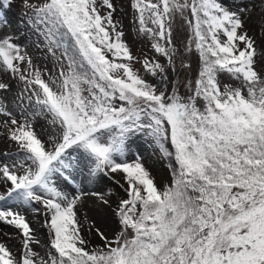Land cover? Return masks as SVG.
<instances>
[{"label": "snow or ice", "instance_id": "snow-or-ice-1", "mask_svg": "<svg viewBox=\"0 0 264 264\" xmlns=\"http://www.w3.org/2000/svg\"><path fill=\"white\" fill-rule=\"evenodd\" d=\"M14 3L0 0V140L15 146L0 151V264H264V0H128L139 54L120 0H19L15 28Z\"/></svg>", "mask_w": 264, "mask_h": 264}, {"label": "rangeland", "instance_id": "rangeland-1", "mask_svg": "<svg viewBox=\"0 0 264 264\" xmlns=\"http://www.w3.org/2000/svg\"><path fill=\"white\" fill-rule=\"evenodd\" d=\"M120 2L123 5V12L118 13V15H120L122 17V19H123V24H124V30H125V33H126V37H127L128 41H129V43L132 45L134 53L139 54L141 51L148 52L149 49H148L147 43L136 36V30H135V26L132 23V13H131V10H130V8L128 6V0H120ZM19 15H20L19 0H15V3L13 4V7H12L11 13H10L11 19L13 20L14 28H15L16 22H17V20L19 18ZM21 30L24 32L25 35H28L30 37V40H34L35 39V37L31 36L30 33H28L26 29L22 28ZM186 37H187L186 26H179V31L176 34L177 45L178 46H183V44H185L187 42L186 41ZM30 51H31V49H30ZM149 54H151V53H149ZM160 60H161L162 63L166 62L164 60V58H160ZM191 62L193 64V69H195V67H196L195 58H192ZM48 66L50 67V65H48ZM137 67H139V66L137 65ZM195 75H196L195 71H193V72H185V73H183L181 76H179L177 78L179 80H181V81H185L186 77L188 79H193L194 80ZM221 79L224 80L225 77L221 76ZM180 92H181V94H185L187 92V89L185 87L181 86L180 87ZM42 123L43 122H41V124ZM37 127L39 128L40 125H38ZM3 131H4L3 129H0V134H2ZM136 145L141 146L140 150L142 151V154L149 158V160H148L149 166L152 167L153 175L156 177L157 184L162 186L164 183L168 182L169 179H170L169 170L167 169V166H166L165 163H163L162 161L157 159L156 155H153L152 146L147 141V139L144 138L143 136H141L139 139L136 140ZM136 145L133 146L134 150L136 148ZM8 150H11V151L14 152L15 151V146L14 145H9V144L3 142L2 140H0V151H8ZM159 171H160V173H159ZM161 173H163V174H161ZM162 176H164V178H167V180H164V179L160 180V178ZM99 187L102 188L105 192H107L108 189H112L115 193H118L120 196H124L125 195L119 188H116L115 185H113L110 181H106L105 183L100 184ZM65 190L70 191V189H65ZM86 190L87 191H95V190H97V185L88 184ZM115 199H116V197L113 196L112 197L113 206H114ZM94 204H97L95 202L94 198H89L86 201V207L84 208V212L90 218L97 220V226L102 227V223H100V219L98 221V218L96 219L95 218V214L93 213V210L100 211V209H98L96 207V205H94ZM108 210H109L110 215L108 216V218L105 217V216L104 217H105L106 220H111V222H112V220L114 218L112 217L111 210L110 209H108ZM28 215H29V218L34 220V221L37 219V217H35L34 214H32V213H28ZM111 222H110V225H111ZM4 231H11V230L10 229H4ZM45 235H46V230L41 229V231H40L41 239H44ZM112 236H113V234H112ZM92 237H94V235ZM11 243L14 246H19V241L16 238H14ZM91 245L98 246V245H100V243H93Z\"/></svg>", "mask_w": 264, "mask_h": 264}, {"label": "bare ground", "instance_id": "bare-ground-1", "mask_svg": "<svg viewBox=\"0 0 264 264\" xmlns=\"http://www.w3.org/2000/svg\"><path fill=\"white\" fill-rule=\"evenodd\" d=\"M159 173H160V171H159ZM161 174H163V173H161ZM161 179H164V180H167V178H164V176H162L161 178H160V180ZM94 205H96V207L98 208V209H100L99 208V206L97 205V204H94ZM93 213L95 214V218L97 219L98 218V221H99V219H100V221H101V219L103 218L106 222H107V225H110V222H111V220H106L105 219V217H107L108 218V216L110 215V213H109V210H102V209H100V211H95V210H93ZM98 213H99V215H98ZM105 216V217H104ZM102 229L105 231V233L111 238V236H112V234H113V228L112 227H110V226H106V224H102ZM90 239H91V244H93V243H101V241L98 239V238H96L95 236L94 237H90Z\"/></svg>", "mask_w": 264, "mask_h": 264}]
</instances>
